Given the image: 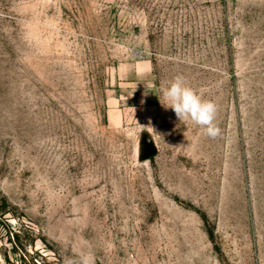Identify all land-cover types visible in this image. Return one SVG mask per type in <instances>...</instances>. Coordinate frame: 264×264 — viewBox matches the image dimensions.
<instances>
[{
  "label": "rangeland",
  "instance_id": "obj_1",
  "mask_svg": "<svg viewBox=\"0 0 264 264\" xmlns=\"http://www.w3.org/2000/svg\"><path fill=\"white\" fill-rule=\"evenodd\" d=\"M80 252L264 264V0H0V264Z\"/></svg>",
  "mask_w": 264,
  "mask_h": 264
},
{
  "label": "clouds",
  "instance_id": "obj_2",
  "mask_svg": "<svg viewBox=\"0 0 264 264\" xmlns=\"http://www.w3.org/2000/svg\"><path fill=\"white\" fill-rule=\"evenodd\" d=\"M161 93L163 107L173 110L180 121H190L211 138L220 134V128L216 124L218 105L213 100L205 99L185 76L177 74L162 84ZM65 264H95V261L91 252H80L77 261L67 258Z\"/></svg>",
  "mask_w": 264,
  "mask_h": 264
}]
</instances>
